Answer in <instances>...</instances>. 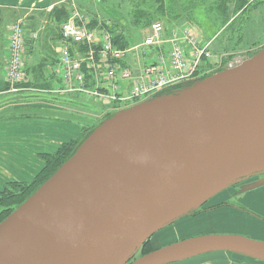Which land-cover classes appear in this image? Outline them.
Wrapping results in <instances>:
<instances>
[{
    "label": "water",
    "instance_id": "obj_1",
    "mask_svg": "<svg viewBox=\"0 0 264 264\" xmlns=\"http://www.w3.org/2000/svg\"><path fill=\"white\" fill-rule=\"evenodd\" d=\"M262 169L264 50L98 126L2 222L0 264H124L191 203ZM219 249L264 259L263 242L217 234L132 264H168Z\"/></svg>",
    "mask_w": 264,
    "mask_h": 264
},
{
    "label": "rangeland",
    "instance_id": "obj_2",
    "mask_svg": "<svg viewBox=\"0 0 264 264\" xmlns=\"http://www.w3.org/2000/svg\"><path fill=\"white\" fill-rule=\"evenodd\" d=\"M143 1L74 0L89 17L96 16L99 23L108 21L114 15L123 20L120 26L128 31L126 42L129 46L142 40L151 23L160 22L163 25L161 42L150 47V78L154 80L150 93L132 96L125 89L121 96L108 103L90 100L84 92L59 90L47 94L37 92L40 96L35 95L36 98L30 96L27 100L2 104L7 98L21 93L12 90L13 85L7 78V65L5 67L2 58L5 55L9 61L11 57V26L20 19L30 24L32 19L31 24L39 31L40 41L45 36L50 38L51 34L57 33L58 25L54 19L45 18L43 12H38L34 21L33 17H29V11L27 14L16 13L10 18L7 28H2L5 31L1 39L0 64L6 90L0 92V184L7 183L9 187L7 192L0 188V225L76 153L96 127L118 112L148 100L173 95L176 91H185L195 82L240 65L264 50V0H248L249 6L238 12L232 10L234 1H231L230 10L225 14L218 9L224 0H166L164 10L158 15L155 13L152 22L133 23L132 20L137 19V9H144L152 15L161 6L158 5L160 2L154 0ZM55 4L54 7H58V10L64 8L68 14L72 9L70 0H55ZM57 18L63 21L65 16L60 14ZM49 25L51 27L47 29ZM57 37L52 41L53 51L47 43L50 49L48 54L52 59L57 56ZM195 43L202 50L197 49ZM29 45L30 42L25 47L28 82L15 84L23 93L36 92L23 89L32 88L33 83L28 69L31 61ZM176 48L183 50L181 68L174 63ZM204 49L211 52L210 56L203 52ZM134 56L132 52L130 57ZM135 61L143 65L145 60ZM55 77L51 82L53 88L61 78L57 74ZM60 82L57 88L63 84L62 80ZM49 95L56 98L69 97L74 102L68 106L54 103L46 100ZM40 139L41 149L38 148ZM26 186L28 189L22 191L21 187ZM213 191L191 203L182 213L141 241L124 264H132L158 249L185 245L207 235H231L263 242L264 170L232 180ZM217 251H204L190 258H197L193 264H264L261 256L252 253L236 249L221 250L220 253ZM179 261L168 264H178Z\"/></svg>",
    "mask_w": 264,
    "mask_h": 264
},
{
    "label": "built area",
    "instance_id": "obj_3",
    "mask_svg": "<svg viewBox=\"0 0 264 264\" xmlns=\"http://www.w3.org/2000/svg\"><path fill=\"white\" fill-rule=\"evenodd\" d=\"M70 2L72 9L68 17L60 23V32L55 41L57 56L52 75L61 76L59 84L55 85L56 89L52 87L38 92L46 94L54 91L57 93L59 90L84 92L88 99L99 103H108L117 99L125 89L129 90L132 96L149 94L150 88L154 85L153 78H150V47L161 42L162 23H153L147 28L148 33L143 35L141 41L133 46L121 48L115 43L117 32L114 33L111 30L114 28L112 22L99 23L98 19L89 17L83 9L79 8L74 0ZM95 21L98 22L97 25H93ZM11 27L12 44L9 43L11 57L6 69L7 78L13 85L12 90L18 92L21 88L16 87L15 84L28 82L25 62L26 43L37 40L39 31L21 19ZM124 39L127 40L126 34ZM194 45L197 49L200 47L197 43ZM199 49L202 50V48ZM132 52L135 55L134 58L130 57ZM203 52L210 56V51L204 49ZM174 55L176 67L181 68L184 58L183 50L176 48ZM135 60L145 61L141 65ZM159 79L163 80V78ZM60 80L63 84L57 88L61 83ZM23 89L34 90L33 87H23Z\"/></svg>",
    "mask_w": 264,
    "mask_h": 264
},
{
    "label": "crops",
    "instance_id": "obj_4",
    "mask_svg": "<svg viewBox=\"0 0 264 264\" xmlns=\"http://www.w3.org/2000/svg\"><path fill=\"white\" fill-rule=\"evenodd\" d=\"M55 5H56L55 0H0V46H1L2 35L4 34V31H5V30L3 31L2 28H4V26L7 28V24L10 21V18H12V16L17 15L16 13L27 14L29 11H31L29 14V17L32 18L33 16H37L39 14L38 12H43L45 14H48L49 12L52 11V9L54 8ZM31 20L32 19H30V24L32 22ZM31 27H32V24H31ZM32 28L36 29V27L34 25ZM50 38H47V36H45L40 41L38 40L39 38L37 40L30 41V45H29L30 49H29L28 55L30 54L29 55L30 59H31L30 63H33V66L37 65L38 63L41 64L42 61L44 63H46V67H45L46 73H47L48 77L50 78V80L53 81L56 78L55 75H52L53 69L55 68L54 63L56 62V58L52 59V56L49 57V54H48V51H50L49 45H50L52 51L54 49L53 48L54 42H52L53 39L51 40ZM0 51H1V49H0ZM2 58H3V62L5 64V67H6V65L8 63L7 57L5 55H2ZM0 62H1V57H0ZM0 70H1V64H0ZM2 70L0 72V92H4L6 90V83H5L4 77L2 75ZM30 75H31V73H30ZM32 79H33V77H32ZM20 92L21 93H19L13 97V98L21 97L20 99L12 100V98L9 97L2 104L7 103L9 101L17 102V101L27 100L30 96H32L33 98H36L35 95H37L38 91H36L35 93H33L34 91L25 92V93H23L22 91H20ZM38 93H41V92H38ZM37 96H40V95H37ZM49 96L50 97L46 98V100L52 101L54 103H60V104L68 106V105L73 104V102H74V101H72V99H69V97H67V98H64V97L56 98V97L51 96V95H49ZM0 102H2V101H0ZM39 143L40 144H39L38 148L41 149L40 148L41 143H42L41 139H40ZM27 164H28V162L25 163V165H27ZM12 168H15V167H12ZM6 184H2V185L0 184L1 190L5 187ZM253 240H255V239H253ZM262 241L264 243V240H262ZM220 251L221 250H218L216 253H220ZM224 251H227V250H224ZM229 258L227 259V261H229ZM195 259H197V258L192 257L190 259H188V258L183 259V260L179 261L178 264H193L194 263L193 261Z\"/></svg>",
    "mask_w": 264,
    "mask_h": 264
},
{
    "label": "trees",
    "instance_id": "obj_5",
    "mask_svg": "<svg viewBox=\"0 0 264 264\" xmlns=\"http://www.w3.org/2000/svg\"><path fill=\"white\" fill-rule=\"evenodd\" d=\"M160 2V4H158V5H161L159 8H157V10L156 11H154V13L151 15V14H149L146 10H144V9H137V12H136V15H137V19H136V21H134V20H132V22L133 23H136V24H138V23H140V22H146V21H149V22H152V17H154V15H155V13H157V15H158V13H162V11L164 10V6H166V0H154V2ZM231 1L233 2L234 1V8H232V10H234V12H238V11H240L243 7H248L249 6V4H248V0H224V1H222L221 2V5L218 7V9L220 10V12H222V13H227V11L229 12V10H230V3H231ZM140 2H144L143 0H140ZM231 5H232V3H231ZM231 10V11H232ZM66 10L63 8V9H61V10H58V7H54L53 9H52V11L51 12H49L48 14H45V18H47V19H49V18H51V19H54V21L57 23V25H58V30H59V23H61L62 21L61 20H59L58 18H57V16H59L60 14H64V16H65V18L64 19H66L67 17H68V13H67V15H66ZM204 13H206V11H204ZM226 16H228L227 14H226ZM34 17H36V16H33V20L35 21L36 19L34 18ZM117 16H113V18H110L108 21H110V22H112L113 23V26H114V28H112L111 30H113L114 31V33H116L117 32V34H115V43H116V45L117 46H119V47H121V48H123V47H128V45H127V42H126V40L124 39L125 38V34H127L128 35V31L126 30V29H124V28H122L121 26H120V24H122L121 22L123 21V20H120V19H118V18H116ZM63 19V20H64ZM95 19L97 20L98 18H96V16H95ZM151 19V20H150ZM107 22V20H104V22H103V24H105ZM94 24H98V22L97 21H95V22H93V25ZM151 24H153V23H151ZM92 25V26H93ZM134 25V24H133ZM193 25V24H192ZM32 27H33V25H32ZM51 26L49 25V27L47 28V29H49ZM46 29V30H47ZM45 30V31H46ZM58 30H57V33H54V34H51V38L52 39H54V38H56V36H58L59 35V32H60V30H59V32H58ZM119 32V33H118ZM39 64V63H38ZM34 65L33 66V63L31 64H29V67H28V69H29V71H30V73H31V80H32V82L33 83H31V86L34 88V90H37V91H45V90H49L50 89V87H52V85H51V80H50V78L48 77V75H47V73H46V69H45V67H46V63H44L43 61H42V63L41 64H39V65ZM32 77H33V79H32ZM177 92V91H176ZM175 92V93H176ZM168 94V93H167ZM163 96V95H162ZM167 96V95H166ZM158 97V96H157ZM156 98V97H155ZM154 98V99H155ZM153 100V99H152ZM97 128V127H96ZM95 128V129H96ZM29 186V185H28ZM28 186H26V187H21L22 189V191H25V190H27L28 188ZM8 187H9V184H7V185H5V187L2 189L4 192H7L6 190L8 189ZM1 194V193H0ZM11 195V194H10ZM7 211H5V213H6ZM7 215V214H6ZM5 215V216H6ZM9 215V214H8Z\"/></svg>",
    "mask_w": 264,
    "mask_h": 264
},
{
    "label": "bare ground",
    "instance_id": "obj_6",
    "mask_svg": "<svg viewBox=\"0 0 264 264\" xmlns=\"http://www.w3.org/2000/svg\"><path fill=\"white\" fill-rule=\"evenodd\" d=\"M148 101H150V100H148ZM145 102H147V101H145ZM144 103V102H143ZM142 104V103H141ZM136 106H138V105H136ZM135 107V106H134ZM132 108V107H131ZM262 170H264V169H262ZM224 186V185H223ZM217 189V188H216ZM215 191V190H214ZM213 191V192H214ZM208 194H210L209 192L206 194V195H208ZM258 242H260V241H258Z\"/></svg>",
    "mask_w": 264,
    "mask_h": 264
}]
</instances>
